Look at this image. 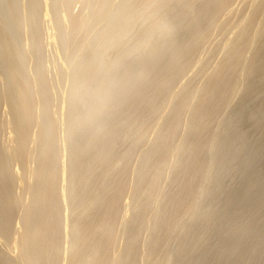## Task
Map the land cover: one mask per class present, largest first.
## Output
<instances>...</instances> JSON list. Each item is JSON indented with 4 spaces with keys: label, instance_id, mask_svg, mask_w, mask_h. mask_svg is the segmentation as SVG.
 Segmentation results:
<instances>
[{
    "label": "bare ground",
    "instance_id": "6f19581e",
    "mask_svg": "<svg viewBox=\"0 0 264 264\" xmlns=\"http://www.w3.org/2000/svg\"><path fill=\"white\" fill-rule=\"evenodd\" d=\"M3 4L0 264H264V0Z\"/></svg>",
    "mask_w": 264,
    "mask_h": 264
},
{
    "label": "rangeland",
    "instance_id": "374dc122",
    "mask_svg": "<svg viewBox=\"0 0 264 264\" xmlns=\"http://www.w3.org/2000/svg\"><path fill=\"white\" fill-rule=\"evenodd\" d=\"M3 10H4V4L0 6V12H2ZM20 40H21V39H20ZM215 55L217 56V54H215ZM215 55H214V56H215ZM213 58L215 59L216 57H213ZM212 60H213V59H212ZM0 113H1V112H0ZM18 184H19V185H23L24 182H23V181H19ZM15 220H17V216L15 217ZM7 242H10V243L13 244V243H14L13 237H10V238L8 239Z\"/></svg>",
    "mask_w": 264,
    "mask_h": 264
}]
</instances>
